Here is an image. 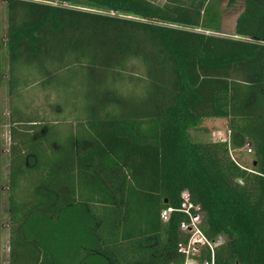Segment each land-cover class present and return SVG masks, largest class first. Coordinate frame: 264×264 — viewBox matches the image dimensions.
Returning <instances> with one entry per match:
<instances>
[{
    "label": "trees",
    "instance_id": "obj_1",
    "mask_svg": "<svg viewBox=\"0 0 264 264\" xmlns=\"http://www.w3.org/2000/svg\"><path fill=\"white\" fill-rule=\"evenodd\" d=\"M5 7L10 264H184L188 217L161 218L184 191L204 212L205 236L225 237L215 264H264V0L244 1L233 36L221 34L215 0ZM66 73L72 90L86 79L88 95L72 92V109L56 82ZM32 85L56 96L53 119L16 106ZM209 118L226 119L231 149L252 141V168L227 144L192 138ZM1 145L0 131L3 264Z\"/></svg>",
    "mask_w": 264,
    "mask_h": 264
},
{
    "label": "rangeland",
    "instance_id": "obj_2",
    "mask_svg": "<svg viewBox=\"0 0 264 264\" xmlns=\"http://www.w3.org/2000/svg\"><path fill=\"white\" fill-rule=\"evenodd\" d=\"M6 1L7 0H0V25H1V34L5 38L6 36V24H7V15H6ZM43 1V0H39ZM157 4L162 5L165 3L166 0H151ZM245 0H215V3L218 5L220 10L222 11V22H221V34L222 35H234V26L237 16L241 13L243 10V4ZM6 48L4 47V52H2V60L4 67L7 66L8 59L6 60ZM7 73V72H6ZM8 76V75H7ZM72 74H63L56 76V82L58 81V86L61 85L62 88L65 89L64 93H67L68 100L66 101L67 104H69L68 108L72 109L71 103V94L72 92L74 95L78 92L79 95L83 97H87L88 91L87 86L84 84L86 83V79L81 77V86L79 89L72 90V88H68L66 86V83L72 82ZM6 80L8 83V77H4V84L6 85ZM55 81V80H54ZM40 86H30L23 91H21L20 96L15 99L16 106H20V108L24 109L25 112L28 114L35 115L34 117H38L41 119V117H47L46 119H53V109L52 104L56 101L55 97L52 94H48L47 92L41 90L39 88ZM69 90V91H68ZM7 93H8V85H7ZM6 93V90L3 91V95L1 97V109H2V119L6 122V124L3 127H0L2 129L1 134V141H2V155H7L5 157L6 161L9 163V157L10 156V144H11V138L9 133V119H10V104H9V96ZM14 101V102H15ZM13 102V103H14ZM83 102L82 108L83 111H80V115L84 114V110L86 109L87 100H79L78 103ZM21 103V104H20ZM24 104V105H23ZM81 108V109H82ZM60 114H63L61 117L64 116V112ZM37 119V118H36ZM59 126H65L66 125L63 122H59ZM191 136L196 141H203V142H212L214 143V136L217 137V135L224 136L228 134V125L226 119L223 118H217V119H205L201 130H191ZM232 155L239 160L240 163L243 165L252 168L253 167V161H254V151L249 153L246 151L245 148L233 150L232 149ZM3 193H2V232L3 237L1 239V257L4 264H10L9 261V224H8V213H9V174L7 169L5 170L3 174Z\"/></svg>",
    "mask_w": 264,
    "mask_h": 264
},
{
    "label": "built area",
    "instance_id": "obj_3",
    "mask_svg": "<svg viewBox=\"0 0 264 264\" xmlns=\"http://www.w3.org/2000/svg\"><path fill=\"white\" fill-rule=\"evenodd\" d=\"M214 143L227 144L231 158L241 167L244 166L232 155L231 131L229 129L227 135L214 136ZM242 148H245L249 153L254 151L253 143L250 140H247ZM181 197L182 204L180 208L168 207L163 209L161 211V218L166 222L174 212H181L188 217V220L183 221L180 225V230L189 235L187 243L181 244L179 247V252L185 256L184 264H215L214 251L217 246L225 242L224 235H219L213 240L208 239L202 231L204 212L201 206L195 205L190 201L187 191H184ZM203 248H208L211 251V260L200 262L197 259Z\"/></svg>",
    "mask_w": 264,
    "mask_h": 264
},
{
    "label": "crops",
    "instance_id": "obj_4",
    "mask_svg": "<svg viewBox=\"0 0 264 264\" xmlns=\"http://www.w3.org/2000/svg\"><path fill=\"white\" fill-rule=\"evenodd\" d=\"M6 8V7H5ZM6 30H7V24H6V28H5ZM5 38H6V36H5ZM5 38L3 39V40H5ZM3 53L5 54V52H4V50H3ZM6 58V57H5ZM6 60H7V58H6ZM7 72V73H6ZM2 73H3V77H2V86H1V90H0V108H1V104H2V101H1V97H2V95H3V91L4 90H6V93H7V85H8V83H7V80H6V85L4 84V77H8L7 75H8V62H7V66L6 67H4V64H2ZM8 94V93H7ZM21 104V103H20ZM24 105V104H23ZM19 108H20V106H19ZM24 110V109H23ZM1 111H2V109H1ZM3 113V112H2ZM209 119H217V118H209ZM9 122H10V119H9ZM73 123V125L75 126V122L73 121L72 122ZM6 124V122L4 121V119H2V122H1V126L0 127H3L4 125ZM10 126H11V124L9 123V133H10ZM2 130V129H1ZM0 130V131H1ZM77 129H74V132L76 131ZM1 134H2V131H1ZM1 143H2V141H1ZM1 147H2V145H1ZM7 155H2V153H1V173H2V182H3V174H4V172H5V170L7 169V171H8V174H9V167H10V156H8L9 157V163L6 161V159H5V157H6ZM2 193H3V191H2ZM2 237H3V232L1 233V239H2ZM3 240H4V237H3ZM4 264V263H3Z\"/></svg>",
    "mask_w": 264,
    "mask_h": 264
},
{
    "label": "water",
    "instance_id": "obj_5",
    "mask_svg": "<svg viewBox=\"0 0 264 264\" xmlns=\"http://www.w3.org/2000/svg\"><path fill=\"white\" fill-rule=\"evenodd\" d=\"M39 1V0H37ZM58 0H43V2H47V3H56Z\"/></svg>",
    "mask_w": 264,
    "mask_h": 264
}]
</instances>
